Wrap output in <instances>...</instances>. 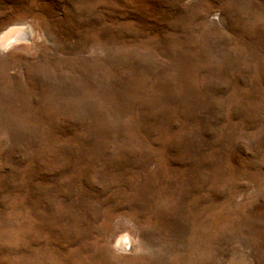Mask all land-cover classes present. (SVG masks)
I'll use <instances>...</instances> for the list:
<instances>
[{
    "label": "rangeland",
    "instance_id": "rangeland-1",
    "mask_svg": "<svg viewBox=\"0 0 264 264\" xmlns=\"http://www.w3.org/2000/svg\"><path fill=\"white\" fill-rule=\"evenodd\" d=\"M11 24L0 264H264V0H0Z\"/></svg>",
    "mask_w": 264,
    "mask_h": 264
},
{
    "label": "bare ground",
    "instance_id": "bare-ground-1",
    "mask_svg": "<svg viewBox=\"0 0 264 264\" xmlns=\"http://www.w3.org/2000/svg\"><path fill=\"white\" fill-rule=\"evenodd\" d=\"M31 38L32 31L29 26L23 24H11L2 32H0V51H5L15 44L29 42ZM119 245L125 249H128V238L124 236L120 240Z\"/></svg>",
    "mask_w": 264,
    "mask_h": 264
},
{
    "label": "water",
    "instance_id": "water-1",
    "mask_svg": "<svg viewBox=\"0 0 264 264\" xmlns=\"http://www.w3.org/2000/svg\"><path fill=\"white\" fill-rule=\"evenodd\" d=\"M20 41H22V40H20Z\"/></svg>",
    "mask_w": 264,
    "mask_h": 264
}]
</instances>
